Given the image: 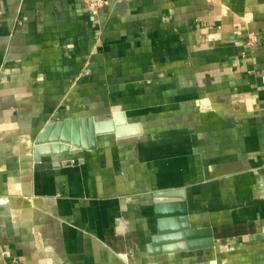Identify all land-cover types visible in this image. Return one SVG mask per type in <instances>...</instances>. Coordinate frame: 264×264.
<instances>
[{
    "label": "crops",
    "instance_id": "0c3cea01",
    "mask_svg": "<svg viewBox=\"0 0 264 264\" xmlns=\"http://www.w3.org/2000/svg\"><path fill=\"white\" fill-rule=\"evenodd\" d=\"M118 113L140 132L34 159L46 123ZM179 188L220 244L149 255ZM197 257L264 264V0H0V264Z\"/></svg>",
    "mask_w": 264,
    "mask_h": 264
},
{
    "label": "water",
    "instance_id": "95a60500",
    "mask_svg": "<svg viewBox=\"0 0 264 264\" xmlns=\"http://www.w3.org/2000/svg\"><path fill=\"white\" fill-rule=\"evenodd\" d=\"M112 132L117 137H125L138 134L140 126L127 123L122 113L103 120L87 116L51 121L35 138L33 156L38 161L42 156L66 154L77 148L92 149L97 135ZM154 197L157 230L146 245L149 255L219 246L220 242L214 239L210 227H190L183 188L158 191ZM164 198L177 199L165 201Z\"/></svg>",
    "mask_w": 264,
    "mask_h": 264
},
{
    "label": "built area",
    "instance_id": "2783aa9c",
    "mask_svg": "<svg viewBox=\"0 0 264 264\" xmlns=\"http://www.w3.org/2000/svg\"><path fill=\"white\" fill-rule=\"evenodd\" d=\"M108 4V0H83V5L88 11L90 15L97 16L99 13V10ZM258 37L257 35L249 31L247 35V41L246 44L248 46L253 45L255 42H257ZM12 264H19L17 259L12 260Z\"/></svg>",
    "mask_w": 264,
    "mask_h": 264
},
{
    "label": "rangeland",
    "instance_id": "374dc122",
    "mask_svg": "<svg viewBox=\"0 0 264 264\" xmlns=\"http://www.w3.org/2000/svg\"><path fill=\"white\" fill-rule=\"evenodd\" d=\"M211 251L214 252V249H211ZM213 256H214V254H213ZM214 261H215V262H214ZM184 262H186V261H184V260H179L178 258H176L175 261H174L175 264H184ZM189 263H190V262H189ZM154 264H161V262H156V263H154ZM165 264H171V262L168 261V262L165 263ZM191 264H220V263H219V260H214V258H213V262H207V261H204V260L199 259V258L197 257V259L195 260V263H191Z\"/></svg>",
    "mask_w": 264,
    "mask_h": 264
},
{
    "label": "bare ground",
    "instance_id": "6f19581e",
    "mask_svg": "<svg viewBox=\"0 0 264 264\" xmlns=\"http://www.w3.org/2000/svg\"><path fill=\"white\" fill-rule=\"evenodd\" d=\"M120 117H121V115H120ZM184 264H191V263H189V262H184Z\"/></svg>",
    "mask_w": 264,
    "mask_h": 264
}]
</instances>
